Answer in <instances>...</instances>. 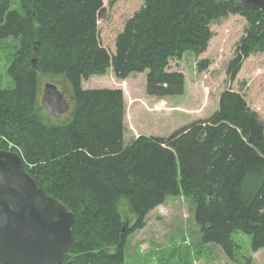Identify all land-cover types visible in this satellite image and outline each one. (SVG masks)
Returning a JSON list of instances; mask_svg holds the SVG:
<instances>
[{"label": "trees", "instance_id": "1", "mask_svg": "<svg viewBox=\"0 0 264 264\" xmlns=\"http://www.w3.org/2000/svg\"><path fill=\"white\" fill-rule=\"evenodd\" d=\"M13 4L0 0V40L18 42L8 70L14 87L0 88V150L18 152L38 186L73 212V241L62 264H126L129 235L180 194L195 206L203 243L234 258L232 234L241 231L254 251L264 248V122L241 93L226 89L209 118L125 145L123 90L82 86L109 68L122 80L148 71L149 95H181L185 76L168 69L170 60L206 51L211 24L238 14L248 28L228 66L234 80L247 57L264 52V10L243 0H144L111 53L99 40L103 0ZM47 82L68 93L72 112L65 121L48 122L40 113ZM124 197L135 215L130 225L119 209Z\"/></svg>", "mask_w": 264, "mask_h": 264}, {"label": "rangeland", "instance_id": "2", "mask_svg": "<svg viewBox=\"0 0 264 264\" xmlns=\"http://www.w3.org/2000/svg\"><path fill=\"white\" fill-rule=\"evenodd\" d=\"M19 1L13 0L15 8ZM103 2L105 9L98 19L99 40L103 47L114 53L117 35L127 20L144 5V0ZM247 28L248 23L243 16L231 14L211 24L213 36L206 51L199 55L187 51L181 59L170 60L168 69L180 71L185 76V91L181 95L165 98L149 95L146 91L148 71L133 72L122 80L116 78L113 68H109L103 75L95 74L84 79L82 86L84 89L123 90L126 103L125 145L140 134L163 137L191 122L209 118L217 111L220 94L226 89L241 93L250 109L264 122V52L247 57L234 80L228 75L237 43ZM17 46L18 42L13 39L0 40V88L14 87L8 70ZM204 60L208 62L207 67L200 70L199 63ZM63 86L67 91V86ZM71 112L53 117L42 105L40 108L43 119L48 122L65 121ZM119 209L123 217L130 220L129 225L132 224L135 215L126 197L121 199ZM194 210L191 198L180 194L169 196L163 204L150 211L146 226L128 237L126 264H264V248L254 251L251 236L241 231L232 234L238 245L234 258L228 257L216 244L203 243Z\"/></svg>", "mask_w": 264, "mask_h": 264}, {"label": "water", "instance_id": "3", "mask_svg": "<svg viewBox=\"0 0 264 264\" xmlns=\"http://www.w3.org/2000/svg\"><path fill=\"white\" fill-rule=\"evenodd\" d=\"M243 2L264 10V0ZM31 62L36 67V58ZM41 105L53 117L71 108L66 91L52 82L44 84ZM74 223L73 212L38 186L18 152L0 150V264H62Z\"/></svg>", "mask_w": 264, "mask_h": 264}, {"label": "flooded vegetation", "instance_id": "4", "mask_svg": "<svg viewBox=\"0 0 264 264\" xmlns=\"http://www.w3.org/2000/svg\"><path fill=\"white\" fill-rule=\"evenodd\" d=\"M70 106H71V105H70ZM58 108H61V107L58 105ZM70 109H71V108H70ZM44 110L47 111L45 108H44ZM69 111H70V110H69ZM69 111H68V112H69ZM47 112H48V111H47Z\"/></svg>", "mask_w": 264, "mask_h": 264}]
</instances>
